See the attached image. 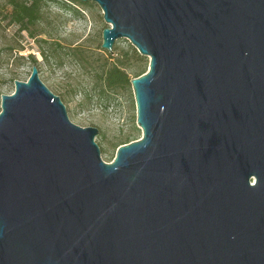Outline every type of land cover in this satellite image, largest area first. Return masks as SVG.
<instances>
[{
	"label": "water",
	"instance_id": "obj_1",
	"mask_svg": "<svg viewBox=\"0 0 264 264\" xmlns=\"http://www.w3.org/2000/svg\"><path fill=\"white\" fill-rule=\"evenodd\" d=\"M149 57L141 138L102 158L40 78L2 94L0 264H264V0H81Z\"/></svg>",
	"mask_w": 264,
	"mask_h": 264
},
{
	"label": "rangeland",
	"instance_id": "obj_2",
	"mask_svg": "<svg viewBox=\"0 0 264 264\" xmlns=\"http://www.w3.org/2000/svg\"><path fill=\"white\" fill-rule=\"evenodd\" d=\"M6 3L0 0V111L2 94L13 93L15 80H27L36 64L42 81L63 100L70 119L99 129L95 140L102 158L112 162L120 142L129 135L139 139L143 132L137 125L132 86L101 95L99 73L123 57L127 72L134 76L140 64L135 50L144 58L147 70L149 57L127 38L118 39L113 52L102 48V32L109 24L95 2L78 3L75 10L59 0L47 1L37 28L41 34L36 37L4 19ZM43 52L49 55L48 60Z\"/></svg>",
	"mask_w": 264,
	"mask_h": 264
},
{
	"label": "trees",
	"instance_id": "obj_3",
	"mask_svg": "<svg viewBox=\"0 0 264 264\" xmlns=\"http://www.w3.org/2000/svg\"><path fill=\"white\" fill-rule=\"evenodd\" d=\"M47 1H57V0H7V6H3L7 11L4 14V19L8 20L9 24H16L19 27V31H28L32 37L40 35V31L37 29L39 23L43 19L42 8ZM66 6L78 10L76 4H86L81 0H59ZM16 48V47H15ZM80 50V49H79ZM137 53L138 71L134 76H131L126 70V63L124 58H117V61L113 63L112 66L108 67L106 70H102L99 73V79L101 81V95H106L108 92H115L118 88L124 87L131 89V79L138 77L147 71V65L144 64V58ZM46 60H48L49 55L43 52ZM122 56V55H121ZM34 62H37L36 58L31 56ZM139 130V128H137ZM135 139V138H133ZM131 135L120 142L118 146L129 143Z\"/></svg>",
	"mask_w": 264,
	"mask_h": 264
}]
</instances>
